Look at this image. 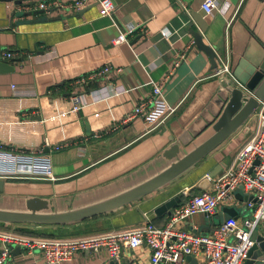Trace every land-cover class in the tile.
I'll use <instances>...</instances> for the list:
<instances>
[{
	"label": "crops",
	"instance_id": "obj_1",
	"mask_svg": "<svg viewBox=\"0 0 264 264\" xmlns=\"http://www.w3.org/2000/svg\"><path fill=\"white\" fill-rule=\"evenodd\" d=\"M111 1V16H101L97 4L24 17L10 16L18 9L11 2L0 10V59L3 52H11L6 59L14 67L0 73V141L9 149L43 150L55 177L53 181L3 180L0 208L23 209L25 200L33 196L45 198L50 210L57 211L103 200L165 168L171 160L161 152L180 137L186 152L211 134L223 102L217 93L219 83L228 77L213 76L209 57L196 47L193 31L198 28L192 13L205 24L203 42L215 48L237 82H247L264 58V0H218L219 5L228 4L227 11L210 15L202 11L204 0ZM129 29L135 31L127 35V42L114 43L119 32ZM163 29L167 37L160 33ZM180 54L184 57L176 64ZM106 65L111 68L107 73L75 84L81 75ZM162 81L163 99L175 107L163 123L149 130L144 118L137 117L112 129L141 99L151 96L152 83ZM73 93L82 95L76 110L70 101ZM251 131L244 123L181 176L114 211L65 225L14 224L13 231H1L28 235L21 232L26 230L38 234L28 236L64 239L132 230L147 219L163 227L169 216L156 214L155 208L175 196L184 202L183 190L199 193L204 175L218 166L217 174L228 169ZM46 142L69 145L54 151ZM79 145L85 148L82 156L77 155ZM235 194L233 202L220 204L211 216L246 202L242 189ZM248 215L245 206L236 218L241 222ZM211 216L205 219L196 213L178 226L206 234L216 226L209 223ZM33 258L39 259V253L28 255L20 249L12 254L13 263ZM117 259L151 264L146 246L122 249ZM110 260L104 250L80 251L60 264H109ZM195 260L198 264L199 258Z\"/></svg>",
	"mask_w": 264,
	"mask_h": 264
},
{
	"label": "built area",
	"instance_id": "obj_2",
	"mask_svg": "<svg viewBox=\"0 0 264 264\" xmlns=\"http://www.w3.org/2000/svg\"><path fill=\"white\" fill-rule=\"evenodd\" d=\"M90 4L99 6L101 16H111L114 10L111 0H23V4L17 8L23 11L42 10L49 13L54 10L64 13L79 11ZM201 8L206 15L212 14L215 10L224 13L228 9V4L219 5L218 0H204ZM133 31L135 29L119 32L114 43L127 42V35ZM160 31L163 37L168 36L166 29ZM1 57L10 58L12 53L3 52ZM183 57L184 54H180L175 63L178 64ZM110 69V66L106 65L95 73L81 75L75 80V84L86 83L94 75L105 74ZM213 71V76L235 79L228 64L220 57ZM168 77L169 75L164 79ZM163 83L164 81L152 83L151 96L141 99L132 112L112 129L137 117L144 118L149 130L163 123L175 111V107L163 99ZM237 85L242 86L239 82ZM81 97L79 93L70 95L73 110L80 107ZM251 127L253 128L251 136L239 149L231 166L213 177L205 174L204 177L209 180V184L207 188H201L199 193L189 194L188 190H183L186 200L172 208L163 227H157L147 219L141 227L132 230L64 239L28 236L0 230V264H60L73 258L77 252L100 250L107 252L110 259H117L122 249H135L140 246L148 248L151 264H188L189 255L199 258L198 264H243L254 244L252 233L264 221V99L259 100L258 107L245 123L247 131H250ZM94 136L98 137L99 134ZM68 145L67 142L52 145L47 143L46 147L59 151ZM84 152L83 146H77V155L82 156ZM0 179L53 181L55 177L50 168V157L43 153V150L9 149L0 141ZM240 187L247 196H251L245 202L249 215L241 222L236 217H228L206 234L179 228L178 225L183 220L196 213L211 216L220 204L228 205L233 202L235 191ZM16 246L28 255L38 252L40 258L13 263L12 249Z\"/></svg>",
	"mask_w": 264,
	"mask_h": 264
},
{
	"label": "water",
	"instance_id": "obj_3",
	"mask_svg": "<svg viewBox=\"0 0 264 264\" xmlns=\"http://www.w3.org/2000/svg\"><path fill=\"white\" fill-rule=\"evenodd\" d=\"M15 6L22 5L23 0H0V10L5 8L7 3ZM42 10L23 11L13 9L10 16H31ZM197 30L193 31L195 45L198 49L207 54L210 59L211 68L215 69L219 62L215 48L207 45L202 40V33L205 31V24L199 15L191 14ZM18 61V59L16 60ZM14 67L10 64V60L6 58L0 59V73L13 71ZM229 78V79H228ZM222 78L217 93L222 96L220 112L215 121L211 124V134L191 149L184 152L181 144L186 142L180 137L179 142H173L161 154L163 157L171 160L169 164L158 173L147 178L146 180L127 188L115 195L103 200L81 206L78 208H69L63 211L50 210L48 200L39 196H33L25 200L23 209H7L0 208L1 224H39V225H65L74 222H80L91 219L102 214L109 213L127 204H130L161 187L167 185L177 177L181 176L195 164L203 160L214 148L221 144L227 137L239 129L253 114L259 105V100L264 99V58L259 64L257 70L251 75L247 82L237 85L232 77ZM221 98V97H220ZM257 160L255 164H257ZM221 166L213 168L207 174L210 177L215 176ZM4 181L0 180V192L3 191ZM209 184L207 178H202L198 187L205 189ZM242 189V187H240ZM236 195V194H235ZM251 196H244V200ZM179 196L170 198L155 208L156 214H171V209L180 203ZM238 210L234 206L223 208L221 213L208 218L210 224L219 225L228 217H237ZM225 216H227L225 218ZM254 244L247 253V259L243 264H264V221L260 223L252 233ZM20 251V247L16 246L12 249V253ZM190 264H197L193 255L187 256ZM109 264H126L123 260L111 259Z\"/></svg>",
	"mask_w": 264,
	"mask_h": 264
},
{
	"label": "rangeland",
	"instance_id": "obj_4",
	"mask_svg": "<svg viewBox=\"0 0 264 264\" xmlns=\"http://www.w3.org/2000/svg\"><path fill=\"white\" fill-rule=\"evenodd\" d=\"M237 191V190H236ZM235 191V192H236ZM243 191V190H242ZM246 204L243 202L242 204L238 203L236 206V209L240 212H243L245 209ZM203 214V213H202ZM204 218L207 219V216L204 214ZM15 225H19V224H15ZM14 224L8 225V227L5 226H0V230H8V231H13L12 229L14 228Z\"/></svg>",
	"mask_w": 264,
	"mask_h": 264
},
{
	"label": "trees",
	"instance_id": "obj_5",
	"mask_svg": "<svg viewBox=\"0 0 264 264\" xmlns=\"http://www.w3.org/2000/svg\"><path fill=\"white\" fill-rule=\"evenodd\" d=\"M1 225H4V224H1V223H0V226H1ZM33 225H35V226H46V225H39V224H33ZM21 232H23V233H27L28 235H29V234H31V235H38L37 233L27 232L26 230H25V231H21Z\"/></svg>",
	"mask_w": 264,
	"mask_h": 264
}]
</instances>
